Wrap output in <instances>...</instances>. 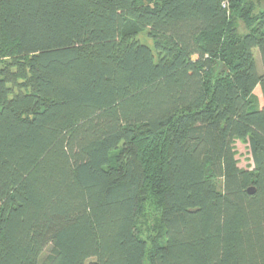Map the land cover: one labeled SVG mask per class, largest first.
Masks as SVG:
<instances>
[{"label": "trees", "instance_id": "16d2710c", "mask_svg": "<svg viewBox=\"0 0 264 264\" xmlns=\"http://www.w3.org/2000/svg\"><path fill=\"white\" fill-rule=\"evenodd\" d=\"M252 11L0 0V50L31 78L12 95L0 66V264H264V10Z\"/></svg>", "mask_w": 264, "mask_h": 264}, {"label": "rangeland", "instance_id": "374dc122", "mask_svg": "<svg viewBox=\"0 0 264 264\" xmlns=\"http://www.w3.org/2000/svg\"><path fill=\"white\" fill-rule=\"evenodd\" d=\"M252 6H253V13L258 14L259 12L264 10V0H251ZM137 40L144 45L152 46V41L147 39L145 37V32L140 33L137 37ZM253 55L256 61V68L259 73H261L262 68H261V63L259 59V54L257 49L253 50ZM0 66L2 70H4V79L6 82V86L8 90H10L11 94H18L21 93L24 90H28L31 88V78L26 71V77L25 78H20L18 76L19 74V69L16 68L14 65V60L9 57V55L6 52V49L0 50ZM254 98L256 99V102L258 103V106H262L263 104V98H262V93L259 87H257L254 90ZM233 150L235 152V159L237 162V166L241 169H246V170H252L253 169V163L251 159V154L248 146V141L247 138H242V139H235L233 142ZM158 224L157 222L154 223L153 227L147 226L143 223V226L141 227V236L143 238L148 237V231L152 228H157ZM45 250L41 258L44 257L46 254Z\"/></svg>", "mask_w": 264, "mask_h": 264}, {"label": "water", "instance_id": "95a60500", "mask_svg": "<svg viewBox=\"0 0 264 264\" xmlns=\"http://www.w3.org/2000/svg\"><path fill=\"white\" fill-rule=\"evenodd\" d=\"M254 188L253 187H249L246 192L249 194V195H252L254 193Z\"/></svg>", "mask_w": 264, "mask_h": 264}, {"label": "crops", "instance_id": "0c3cea01", "mask_svg": "<svg viewBox=\"0 0 264 264\" xmlns=\"http://www.w3.org/2000/svg\"><path fill=\"white\" fill-rule=\"evenodd\" d=\"M257 88V87H256Z\"/></svg>", "mask_w": 264, "mask_h": 264}]
</instances>
